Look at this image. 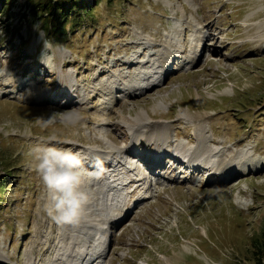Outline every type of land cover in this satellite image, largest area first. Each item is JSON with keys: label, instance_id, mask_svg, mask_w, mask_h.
I'll list each match as a JSON object with an SVG mask.
<instances>
[{"label": "rangeland", "instance_id": "1", "mask_svg": "<svg viewBox=\"0 0 264 264\" xmlns=\"http://www.w3.org/2000/svg\"><path fill=\"white\" fill-rule=\"evenodd\" d=\"M50 23L59 29L51 31ZM188 24L209 26L215 44L211 55L205 52L180 71L176 62L165 86L135 99L119 95L117 106L107 97L104 105L94 94L93 86L109 78L97 75L118 74L121 59L131 53L155 58L160 43L172 38L189 53L191 42L186 46L185 39L194 36ZM137 35L154 45L146 39L135 43ZM34 62L55 65L61 75L77 79L90 95L74 107L81 108L84 120L75 125L58 115L50 120L71 107L43 97L56 87L55 77L35 69ZM62 63L68 70H60ZM21 74L24 84L17 92L0 85V264H23L26 248L45 252L54 237V221L43 210L47 190L29 155L31 146L52 136L57 147L121 145L126 138L118 121L142 113L147 116L137 117L135 127L163 122L158 132L168 131L173 143L188 149L195 146L188 141L202 135L196 130L201 126L209 146L229 157L223 162L233 170L224 168L193 185L171 187L160 179L153 195L116 226L105 264H257L253 244L264 232V0H0V82L18 81ZM180 112L201 116L200 122L178 125ZM99 115L117 125L95 144L87 136L102 128ZM116 127L120 136L112 133ZM244 159L253 170L239 172L246 168Z\"/></svg>", "mask_w": 264, "mask_h": 264}, {"label": "bare ground", "instance_id": "2", "mask_svg": "<svg viewBox=\"0 0 264 264\" xmlns=\"http://www.w3.org/2000/svg\"><path fill=\"white\" fill-rule=\"evenodd\" d=\"M188 25L191 27V31H193L192 35L194 36V38L185 39L186 46L191 42L189 53L181 51L178 47L179 42L176 44L177 41L175 39L173 40V38L165 43H160L162 48L158 51V54L155 55V58L154 56H148L143 59L141 57L139 58L135 53H131L130 56L127 55L128 59H121L122 64L118 69V74L103 72L97 75L100 77L109 75V78L106 83L102 84L100 87L93 86L94 94L101 95L104 105L108 102L105 101L107 97L108 100L112 99V103L115 101V106H117L123 98L119 95L128 97V99H135L145 93L165 86L167 82H164L163 78L166 74L169 75L173 72L172 66L174 63L177 62V70L180 71L186 66L194 65L199 59H202L203 56H205V52L211 55L214 52L213 49L215 44L211 43L212 39L209 33V26L206 24L205 30H203L196 28L193 24ZM136 37H138V39L134 41L135 43L142 44V39H146L154 45V41L149 38L140 35ZM152 47L154 48V46ZM198 48H200L199 51ZM147 55H149V53ZM62 64L64 65L61 66V71L67 67L65 63ZM34 65L35 69L40 68L46 76L55 77V82H51L52 80L50 82L53 83V85L55 84L56 87L54 86L50 91L44 92V95H46L43 97L47 98L48 101H54V103L65 101L64 106L73 109L74 107H80V105L90 97L89 94L85 96L84 91L76 84L75 81H77V79L74 80L71 76L67 78L61 75L55 65L48 66L45 62L37 64L34 62ZM21 75L18 81L9 80V82H5V84L0 82V85H4L6 88L14 87L13 91L17 92L24 84L22 80L20 81L24 74ZM19 81L21 83H19ZM46 81H48V79ZM14 82L15 85L13 84ZM16 84L17 89L15 88ZM13 91H11V93ZM108 110L113 112L112 108ZM167 113L169 116L173 115V107H171L170 112ZM147 114L150 115L148 111ZM107 115V117H110L108 113ZM140 116L147 115L142 113L137 117L139 118ZM97 117L96 122L100 123L103 129L101 127H98V129L95 128L91 130L93 135L90 133V135L87 136V138L90 139L91 142H95V144L97 141L100 142L103 140L105 137L104 135L109 133L114 125H117L110 122L107 118H101L100 115ZM137 117L132 118L123 116L118 121V125L123 127L122 133L124 138H126L121 142V145L109 144L108 148H101L98 146H72L71 149L73 151L80 152L84 157V168L86 170L84 190L87 191L91 197L86 216L82 222L75 227L70 225L61 226L54 222L50 228L54 229V237L47 240L46 246L48 247L45 249V252H36V250L31 247L26 248L27 257H24L23 264H30L32 259L35 261V264H104L108 257L109 247L112 242L116 240L114 237V228L122 219L123 215L128 216L134 208L141 205L142 198L148 196L149 189L146 188L145 191H143L145 187L141 185L145 184V179L149 177V173L158 175V179L163 178L170 181L173 183L171 187H176L179 183H181V185H193L197 182H208L209 179L221 175L224 172V168L231 169L233 167L232 165L226 166L223 162V159L229 157L226 158L222 154H217L219 149L209 146L208 139L205 134H203L204 130H201V126L196 130L202 135L195 134L194 137L188 141L189 143L191 141L197 143V148L192 150L189 153L188 159L185 160L181 158L179 152L175 151V147L178 145L173 143L175 140L169 136L168 131L158 132L164 130L163 122L157 121L156 123L148 124L144 127H135L134 120ZM200 117L180 112L176 115V120L179 125L183 123L184 120L193 122L199 120L200 122ZM116 131L117 127L114 128L112 133L120 136V134H117L118 131ZM124 133L127 135L125 136ZM219 143H221V141ZM184 144L187 146V143ZM224 154L226 155L227 153ZM187 161L196 163L194 166H189L193 168L190 172L188 171ZM248 162L249 161L244 159L242 163L246 168L242 167L238 169L239 172L244 169H246V171L254 169L251 167L253 164ZM97 164L100 167H105L107 165L113 166L114 168L111 169L112 173L107 177L104 172L98 170ZM128 164L133 165L131 170ZM134 170H137L138 173H135ZM238 170L237 173H239ZM124 172L127 173V176L124 175ZM184 173L185 175L182 176ZM233 175L235 174H230V176ZM134 176L135 179H133ZM106 178H112L117 188H115V185L108 186V184L105 183ZM158 182L159 180L156 181V183ZM199 190L201 191V189ZM188 191L195 194L198 190L190 188ZM239 192L241 193L243 191ZM185 244L187 245H184V247L189 250L190 246L188 245H191V243L186 241ZM25 250H23V252H25ZM41 257H43V259ZM36 258L41 259L42 262H37ZM160 259L165 263L168 262L166 257L160 256Z\"/></svg>", "mask_w": 264, "mask_h": 264}, {"label": "clouds", "instance_id": "3", "mask_svg": "<svg viewBox=\"0 0 264 264\" xmlns=\"http://www.w3.org/2000/svg\"><path fill=\"white\" fill-rule=\"evenodd\" d=\"M59 118L68 124H78L85 119L79 109L53 114L50 120ZM56 137H49L31 146L29 155L47 190L43 210L58 225L78 226L86 216L91 202L90 194L84 190L86 170L84 157L68 147H57Z\"/></svg>", "mask_w": 264, "mask_h": 264}, {"label": "trees", "instance_id": "4", "mask_svg": "<svg viewBox=\"0 0 264 264\" xmlns=\"http://www.w3.org/2000/svg\"><path fill=\"white\" fill-rule=\"evenodd\" d=\"M5 2H7L8 0H4ZM45 5H49V3H46ZM63 14V13H61ZM66 17V15H64V18ZM44 23H46V25L48 24V21H45ZM63 24V23H62ZM49 29L52 31L53 29L58 30L59 27L52 25V23H50V27ZM254 258L257 264H264V232H262L259 237L254 241Z\"/></svg>", "mask_w": 264, "mask_h": 264}]
</instances>
